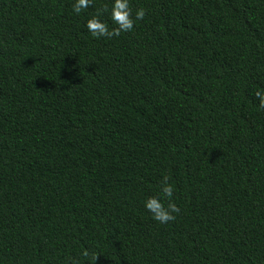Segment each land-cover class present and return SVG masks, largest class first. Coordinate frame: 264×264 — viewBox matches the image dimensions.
Listing matches in <instances>:
<instances>
[{"label":"trees","instance_id":"16d2710c","mask_svg":"<svg viewBox=\"0 0 264 264\" xmlns=\"http://www.w3.org/2000/svg\"><path fill=\"white\" fill-rule=\"evenodd\" d=\"M109 2L0 0V264H264V0Z\"/></svg>","mask_w":264,"mask_h":264},{"label":"clouds","instance_id":"9594fccd","mask_svg":"<svg viewBox=\"0 0 264 264\" xmlns=\"http://www.w3.org/2000/svg\"><path fill=\"white\" fill-rule=\"evenodd\" d=\"M93 2L94 0H73L72 11L76 15H80L90 8ZM145 15L146 11L142 7L134 11L130 0H110L109 4L99 8L95 14L86 20L85 28L93 38L110 39L119 37L122 33L133 31L135 23L143 20ZM255 97L259 108L264 109V91H257ZM168 181L169 177L164 176L156 195L149 196L143 202L145 211L154 221L160 224L174 221L180 212L173 200L174 187ZM84 255H91V259L95 264L99 256L95 252L91 254L86 252ZM73 264H76V262L73 261Z\"/></svg>","mask_w":264,"mask_h":264}]
</instances>
